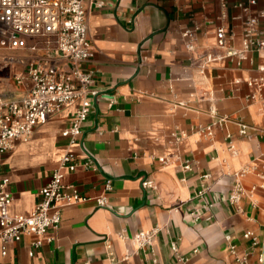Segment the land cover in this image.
<instances>
[{"label": "crops", "instance_id": "obj_1", "mask_svg": "<svg viewBox=\"0 0 264 264\" xmlns=\"http://www.w3.org/2000/svg\"><path fill=\"white\" fill-rule=\"evenodd\" d=\"M103 1L102 8L87 2L93 57L82 67L107 97L96 100L82 140L69 147L62 136L76 104L36 127L29 141L16 142L2 164L11 182L12 214L33 212L68 150L95 164L64 177L89 200L65 207L59 228L37 250V238L25 235L3 254L0 237V264H238L231 245L248 254V264H264V53L229 57L216 33L223 28L227 47L242 50L244 25L235 8L240 0H226V7L223 0ZM262 10L259 0L252 13ZM197 26L190 51L183 33ZM259 29L264 32V18ZM13 71L25 68L0 74V99L27 92ZM210 126L212 137L199 131ZM244 168L248 172L237 178ZM238 182L246 190L240 210L228 200ZM203 189L207 194L199 197ZM102 196L109 208L98 207ZM156 227L152 246L139 250L131 241ZM248 231L257 236L256 246L244 238ZM127 252L131 258L121 261Z\"/></svg>", "mask_w": 264, "mask_h": 264}, {"label": "built area", "instance_id": "obj_2", "mask_svg": "<svg viewBox=\"0 0 264 264\" xmlns=\"http://www.w3.org/2000/svg\"><path fill=\"white\" fill-rule=\"evenodd\" d=\"M87 2L96 3L99 8L106 6L103 0H0V74L22 66L25 71H13L14 78L18 85L27 86V92L20 98L0 99V237L4 244L3 254H6L7 244L19 242L25 235L35 236L37 241L34 242V250L39 249L48 232L59 228L65 207L89 200L75 185L64 183L66 173H73L80 166L85 169L96 168L88 155L81 158L71 150L63 154L50 181L40 190L33 212L28 216L11 213V182L2 174L3 158L13 150L16 142L29 141L36 127L46 123L63 108L76 104L72 122L62 132V136L68 141L69 147L78 144L83 138L84 125L96 100L107 97V94L94 88L93 73L82 67L93 57ZM258 3L259 0H240L235 5L242 13L239 18L244 25L242 50L228 48L226 31L223 28L217 30L218 46L226 49L227 56L244 59V55L249 52L264 53V32L259 29L264 10L257 15L252 13ZM223 7H226V0H223ZM198 30L197 26L183 33V37L188 39L190 51L195 48ZM260 86L264 88V79L260 80ZM224 121L221 119L218 122ZM199 131L208 137L213 136L211 126ZM240 133L247 134L245 126H242ZM175 137L177 140L182 139ZM160 161L165 165L170 163L167 158H160ZM183 168L191 170L192 166L185 162ZM247 172L248 168H244L235 175L240 178ZM142 186L147 189L151 184L145 180ZM105 188L111 190V181L106 183ZM207 191L201 190L198 196L204 197ZM245 196L246 190L238 182L228 200L240 210ZM96 202L99 208H109L106 196L97 198ZM213 206V201L206 203L207 208ZM158 233L159 228L156 227L138 232L130 239L141 250L152 246ZM121 237L126 239L125 235ZM226 238L231 239L230 236ZM244 238L251 240L253 246L258 244L257 236L251 231L246 232ZM107 248L110 261L117 262L119 259L111 247ZM172 250L178 252L175 244ZM230 253L236 263L248 264V254H239L236 246H230ZM30 255L33 256L34 252ZM131 256L127 252L120 260L127 261ZM260 261H264V255L260 256Z\"/></svg>", "mask_w": 264, "mask_h": 264}]
</instances>
